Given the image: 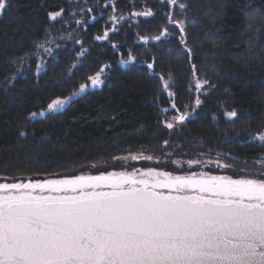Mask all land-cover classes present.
Wrapping results in <instances>:
<instances>
[{
	"label": "trees",
	"instance_id": "16d2710c",
	"mask_svg": "<svg viewBox=\"0 0 264 264\" xmlns=\"http://www.w3.org/2000/svg\"><path fill=\"white\" fill-rule=\"evenodd\" d=\"M178 4L8 0L0 14V182L131 169L117 159L129 153L229 165L208 174L264 172V0ZM173 21L183 22V33ZM51 36L59 46L39 70L34 54ZM101 68L103 83L92 87L88 78ZM58 97L72 99L49 112ZM181 113L182 123L173 119Z\"/></svg>",
	"mask_w": 264,
	"mask_h": 264
},
{
	"label": "snow or ice",
	"instance_id": "6c2138e0",
	"mask_svg": "<svg viewBox=\"0 0 264 264\" xmlns=\"http://www.w3.org/2000/svg\"><path fill=\"white\" fill-rule=\"evenodd\" d=\"M168 2L178 4V0ZM8 6V0H0V14ZM141 14L152 15L150 10L135 15ZM60 15L53 13L52 19ZM173 22L183 33V22ZM162 34L167 35V30ZM107 38V31L96 37ZM102 73L103 68L88 78L92 87L103 83ZM161 79L168 89L169 80ZM207 83L197 80L196 86ZM87 87L81 84L79 92ZM71 99H52L47 108L59 112ZM200 103L197 97L196 104ZM226 115L235 118L237 112ZM173 119L182 123L187 115ZM173 126L167 123V128ZM258 139L264 141V134ZM199 163L203 162L188 161ZM260 177L173 175L149 169L140 175L109 172L2 182L0 264H264V178Z\"/></svg>",
	"mask_w": 264,
	"mask_h": 264
},
{
	"label": "rangeland",
	"instance_id": "374dc122",
	"mask_svg": "<svg viewBox=\"0 0 264 264\" xmlns=\"http://www.w3.org/2000/svg\"><path fill=\"white\" fill-rule=\"evenodd\" d=\"M115 16L117 17V19H120L119 15H115ZM41 45H43V46L41 47ZM58 46H59V42L57 41V38L54 36H51V38H49L48 40L43 41L42 43L39 44L38 51L34 54L35 58L38 60L39 70H42L45 67V65L47 63V59L54 55V50ZM45 49H49L50 53L45 51ZM20 70H22V67H20ZM199 81H206V80L200 79ZM205 85L201 89H204ZM186 114H189V112H187ZM132 156H138V157H140V159L133 160V159H131ZM149 156L152 157L151 160L145 159V157H149ZM123 157H128V159H126V160L120 159ZM117 159L120 163L124 164L125 166H133V168H131V169H124V170H117V171H122V172L132 171V172H136L139 174H141L143 172H147L149 169H154L155 171H158V172H170L173 175H186L184 173H173L170 171L168 166L165 167L166 164L169 165L171 163L180 166L181 168H183V171L196 172V173L211 172V171H209V169H210L209 166L214 167L215 169H218L219 167L224 168V165H226L224 163H220L219 161H212V160H207V159L201 160L203 163L189 165L188 161H192L190 159H188V160H185V159L182 160V159H176V158L167 159V158H163V157L152 155V154H146V153H129V154L122 155V156L118 157ZM217 162H219L220 166H217ZM147 163H152V164H156V165L161 164V166L160 167L156 166V165L148 166ZM222 172L225 173V171H222ZM223 173H221V174H210V175H226V176L233 177L231 175L223 174ZM230 173H232V174L236 173V175H239L238 171H231ZM243 177H260V173L254 172V174H252V173L251 174H243ZM243 177H233V178H243ZM260 178H264V177H260Z\"/></svg>",
	"mask_w": 264,
	"mask_h": 264
},
{
	"label": "water",
	"instance_id": "95a60500",
	"mask_svg": "<svg viewBox=\"0 0 264 264\" xmlns=\"http://www.w3.org/2000/svg\"><path fill=\"white\" fill-rule=\"evenodd\" d=\"M111 172H117V173H119V172H122V171H111ZM107 173H109V172H107ZM107 173H103V174H107ZM128 173H132V171H130V172H128ZM100 174H102V173H96V174H83V175H100ZM81 175V174H80ZM137 175H140L139 173H137ZM62 178H69V177H62ZM62 178H46V179H36V180H31V181H33V182H35V181H45V180H48V179H62ZM233 178V177H232ZM233 179H237V178H233ZM29 180H26V181H23V182H28ZM3 182H13V181H3ZM16 182H20V181H16ZM0 183H2V182H0Z\"/></svg>",
	"mask_w": 264,
	"mask_h": 264
}]
</instances>
